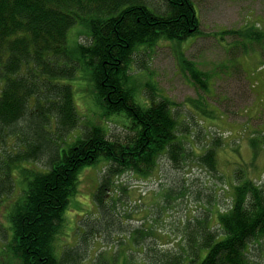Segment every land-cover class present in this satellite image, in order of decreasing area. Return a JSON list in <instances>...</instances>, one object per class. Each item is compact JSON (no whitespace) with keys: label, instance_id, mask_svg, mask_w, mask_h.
Listing matches in <instances>:
<instances>
[{"label":"trees","instance_id":"obj_1","mask_svg":"<svg viewBox=\"0 0 264 264\" xmlns=\"http://www.w3.org/2000/svg\"><path fill=\"white\" fill-rule=\"evenodd\" d=\"M163 2L164 7L155 0H0V205L10 200L3 215L6 225L0 220V235L5 239L4 250L11 251L23 264L72 263L66 255L58 257L56 238L85 166L105 161V173L95 194L103 213L118 209L123 203L121 192L126 201L133 195L138 196L135 202L144 200L143 192L128 189L119 182V176L130 173L148 182L161 158L168 157L176 167H183L190 155L186 143L195 149L192 134L189 132L187 141L179 131L171 102L157 98L151 80L140 89L143 98H137L138 83L130 73V68L137 66L135 54L142 47L154 46L160 40L179 46L199 32L194 0ZM78 24L82 26L79 42L71 47L69 34ZM224 32L251 35L257 43L264 42L260 32L252 28L243 30L240 26ZM180 54L183 68L208 90V73L187 60L182 51ZM81 68L90 70L106 126L99 123L86 127L83 135L58 155V147L49 138L53 130L60 137L81 123L70 81ZM140 68L151 74L144 64ZM194 105L207 120L213 116L206 97ZM113 115H125L127 124L123 126V120ZM115 123L124 136L114 137L110 126ZM255 138L251 146L260 151L263 147L259 140L263 142L264 136ZM218 145L214 142L206 146L198 157L215 171ZM30 160L42 169L51 168L34 171L20 167ZM18 167L33 175L21 189H15L18 186L13 179V170ZM248 169L241 164L235 170L237 181L232 185L229 207H216L215 215L216 202L209 200L212 207H204L205 217L187 220L176 252L165 247L168 242H162L159 249L145 247L150 234L156 238L159 233L160 240L164 238L155 226L161 214L156 217L149 211L137 220L139 224L130 229L143 248L144 264H255L253 257L264 252V183L257 182ZM14 190L16 199H9ZM185 190L178 193L175 186H168L159 204L162 213L171 196H183ZM143 208L147 210L144 204ZM128 209L133 210L131 206Z\"/></svg>","mask_w":264,"mask_h":264},{"label":"rangeland","instance_id":"obj_2","mask_svg":"<svg viewBox=\"0 0 264 264\" xmlns=\"http://www.w3.org/2000/svg\"><path fill=\"white\" fill-rule=\"evenodd\" d=\"M155 2L161 7L165 6L163 0ZM194 2L200 19L197 35L181 42L179 46L173 41L160 40L154 46L142 47L135 54L138 69L132 66L130 73L132 80L138 83L136 97L143 98L140 89L151 80L158 93L157 98L165 97L171 102L179 121V131L184 132L187 141L191 133L196 147L191 149V144L186 143L187 149L190 147V155L183 167H176L168 157L161 158L154 177L148 182L139 181L130 173L119 176V182L128 185V189L138 188L143 192L144 200L135 202L138 196L133 195L126 201L127 198L120 191L123 203L119 204L118 209L112 208L103 213L95 194L105 173V161L85 166L79 175V189L71 196L64 225L56 238L58 257L66 255L68 261L72 260V263L69 262L71 264H144L143 248L131 230L139 224L137 220L149 211L150 215L155 212L156 217L161 214L155 226L162 231L161 236L164 238L160 240L159 233L156 238L150 234L145 239V247L151 245L159 249L162 242H168L165 247L176 252L180 250L179 244L187 220L195 216L205 217L207 213L204 207H212L209 200L216 202L215 215L216 207L224 210L231 205L232 185L237 181L234 174L241 164L244 167L246 164L257 182L264 183V141L262 138L259 140L263 147L260 151L251 146V140L256 141L255 137L264 136V42L257 43L258 39L251 35L224 32L242 26L243 30L252 28L260 32V39H264V0ZM81 27L78 24L70 31L71 47L79 42ZM180 51L187 60L208 73V90L201 88L190 71L183 68ZM142 64L150 69V75L145 68H140ZM70 81L74 87L81 123L77 129L60 137L53 130L49 138L58 147V155L83 135L86 127L99 123L106 126V118L101 116L102 108L95 97L90 70L79 69L77 77ZM1 90L0 85V93ZM202 97L207 98L210 108L214 110L208 120L194 105ZM113 117H120L123 126L128 122L125 115ZM118 125L115 123L110 126L114 137L124 136ZM214 142H219L217 171L209 165H203L198 158L204 148ZM236 146L239 147L238 154L235 152ZM39 164L42 165V162ZM20 167L34 171L51 168L42 169L33 160L23 162ZM32 178L30 172H23L19 167L13 170V179L18 186L15 189H21ZM170 185L175 186L178 193L184 191L185 187L188 189L183 196L172 195L170 202L167 201L166 211L162 213L159 204L165 199L164 191ZM16 197L17 190L9 199L14 200ZM9 201L0 205V220L4 224L3 215L7 212L6 204ZM129 206L133 208L132 212H129ZM84 221L89 227H83L87 226ZM146 226L149 227L148 224ZM169 235L171 237L168 240L166 238ZM4 240L0 235V264H23L11 251L4 250ZM253 262L264 264V252L253 257Z\"/></svg>","mask_w":264,"mask_h":264},{"label":"bare ground","instance_id":"obj_3","mask_svg":"<svg viewBox=\"0 0 264 264\" xmlns=\"http://www.w3.org/2000/svg\"><path fill=\"white\" fill-rule=\"evenodd\" d=\"M81 182V181H80Z\"/></svg>","mask_w":264,"mask_h":264}]
</instances>
